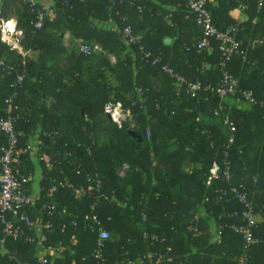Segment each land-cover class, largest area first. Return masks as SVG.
I'll return each instance as SVG.
<instances>
[{"label": "trees", "instance_id": "16d2710c", "mask_svg": "<svg viewBox=\"0 0 264 264\" xmlns=\"http://www.w3.org/2000/svg\"><path fill=\"white\" fill-rule=\"evenodd\" d=\"M258 1L209 0L208 9L213 24L226 30L239 24L229 11L246 6L242 10L248 21L239 24L238 35L239 41L244 39L241 49L245 58L234 56L228 68L239 90L252 91L254 99L264 104V2L258 9ZM14 2H19L17 26L24 33L23 50L28 54L23 64L20 55L0 42V115H4L5 100L16 92L17 110L13 115L16 130L23 134L20 144L36 130L40 135H51L42 137L41 152H46L52 168L45 171L49 176L42 186L41 201L28 210L31 219L40 224L49 220L42 211L45 202L55 204L58 210L65 209L67 214L51 219L52 233L42 229L36 233L33 229L21 239H7L0 251V264L36 263L40 237H44L46 251L58 249L53 252L57 255L55 264H89L96 233L84 230L79 222L91 213L94 200L76 197L68 189L47 193L54 180L68 179L73 185L87 186V180L94 176L101 179L103 192L109 196L95 209L110 234L105 245L107 264H138L140 260L144 264H238L240 237L226 229L218 243L215 226L219 213L239 210L240 206L236 201H213L216 189L229 187L223 180L205 185L211 165L215 159L221 160L228 139L222 122L214 115L218 97L201 90L191 98L185 85L179 86L163 71L166 65L186 80L199 78L203 86H215L220 76L218 45L200 54L195 50L186 52L200 30L184 2L128 0L119 5V0H54L39 31L32 26L33 16L24 0H2L0 18L7 17L9 5ZM91 10L94 19L105 21L111 17L121 34L124 26L130 25L134 34L142 36L144 50L159 58V63L151 66L145 62L138 46L126 44L119 34L116 45L123 47L124 42L127 47L123 49L129 52L124 59L116 56L115 63L108 56L112 49L92 56L71 51L60 58L41 52L40 42L46 40L43 48L47 52L60 46L57 31L52 32V16L59 26L85 43L102 41L85 13ZM170 14L174 28L164 21ZM183 26L186 32L178 33L176 27L181 31ZM165 36L176 39L173 48L164 46ZM250 39L262 43L250 49ZM34 49L38 54L33 58ZM204 64L212 68L205 70ZM23 70V82L14 87ZM47 96L51 100L47 101ZM109 102L121 103L130 112L132 128L129 120L118 127L107 119L104 106ZM224 105L223 115L228 112L236 127L235 143L228 150L234 175L231 184L246 187L255 214L262 220L255 229L259 243L249 251L247 264H264V108L245 102L240 92L226 98ZM129 130L140 135L142 141L129 136ZM185 163L192 166L190 171H184ZM123 165L128 169L125 177H119L117 169ZM23 170L30 173L24 166ZM206 198L210 201L205 202ZM72 221L79 223L76 229L70 225ZM144 232L157 236L159 242L143 238ZM149 254L154 257L148 259ZM46 258L50 260L51 256Z\"/></svg>", "mask_w": 264, "mask_h": 264}, {"label": "built area", "instance_id": "2783aa9c", "mask_svg": "<svg viewBox=\"0 0 264 264\" xmlns=\"http://www.w3.org/2000/svg\"><path fill=\"white\" fill-rule=\"evenodd\" d=\"M0 0V4H1ZM128 0H119L118 4L121 5ZM184 7L188 10L189 14L194 18L195 24L200 30V35L196 41L190 46L186 47V52L195 50L197 53L209 51L213 44L218 45L219 62L217 64L220 76L215 86L206 85L203 86L202 81L199 78L189 81L183 77L175 74L168 66H163V71L174 78L179 86L185 85L186 94L195 98L201 90H207L212 92L218 97V104L214 108V115L218 119H221L223 127L228 133V139L226 149L222 153L221 160L215 159L209 170V175L205 182V185L209 186L211 182L216 180H223L229 187L226 189H216L214 192L213 201L218 203H227L236 201L240 209L239 210H224L217 216V223L215 226L216 241L220 243L222 241L223 232L226 229L232 231V233L240 237L242 241L241 255L238 260V264L248 263L249 251L259 243L258 238L255 235V229L257 228L256 214L254 205L251 199H249L246 187L242 184L237 186L232 185L233 173L231 170V164L229 161V148L235 143L236 127L228 116L223 115L225 110L224 102L228 97H234L237 93H241L243 100L250 105H259L264 108L263 103H258L254 97L252 91H240L237 79L230 73L228 64L232 61L236 55L244 54L241 49L242 43L238 39V35L241 31L239 24H235L227 28L226 30H220L213 24L211 11L208 9L209 0H182ZM264 0L258 1V8L262 6ZM28 8V12L33 16L32 26L34 30L39 31L42 29L45 17L50 13V7L39 5L37 0H24ZM241 8H246L242 5ZM140 11L141 8L138 7ZM123 21L127 18L123 17ZM122 38L126 44H132L138 46L142 58L145 62L150 63L151 66H156L159 63V58L153 56L149 51H145L142 46V36L140 34H134L130 25H125L122 30ZM24 33L18 28L17 23L11 21L10 16L0 18V42L4 44L9 51L20 55L23 58V64H25V56L27 52L23 50ZM262 43V42H260ZM78 52L84 56H92L103 53V49L100 44L96 42L85 43L82 42L78 46ZM114 62V60L111 59ZM26 76V70L22 71V74L16 78L15 86L21 85ZM138 94H142L140 88L137 89ZM17 93L13 94L5 100L4 115H0V136L4 138V142L0 143V226L2 227V238L0 239V251L4 248L7 239L18 240L26 235L27 230L42 229L46 233H52L54 225L51 219L56 215H66L65 209L58 210L55 204L45 202L42 205V211H45L49 220L44 224L37 225L28 214V210L34 207L41 201L43 191L38 195H32L27 190V186L32 182L33 177L31 173H25L23 170V158L28 156L33 150L31 142H24L20 144V139L23 134L16 130L14 111L17 110L15 100ZM1 111V110H0ZM104 114L110 117L111 122L115 123L118 127H121L122 123L126 120L131 122V128L133 120L130 112L122 108L121 103L109 102L104 106ZM50 134L43 132L40 138L37 139L36 149L41 152L43 148L42 137H49ZM128 167L126 165L117 169V175L119 177H125V172ZM87 186L73 185L68 179L54 180L51 184L47 194H54L62 189H68L72 195L76 197H89L94 200V203L90 206L91 213L86 214L82 221L84 230H89L92 233H96V240L94 242V248L91 254V262L89 264H107L105 260V245L106 241L110 240L109 232L104 228V225L100 217L95 213V209L100 201L107 202L109 196L103 192V185L101 179L98 176L90 177ZM256 180L254 184L256 185ZM114 192H112V196ZM210 199L206 198L205 202H209ZM77 221H72L71 226L77 228L79 226ZM65 226L63 225L62 228ZM143 238L149 239L150 242H159V239L155 235H150L148 232H144ZM54 251L58 252V249ZM161 258V255H158ZM153 254L147 256L148 259L153 258ZM20 264H32V263H20ZM34 264H55L53 261L46 257L41 258ZM134 264V263H128ZM138 264H144V260H140Z\"/></svg>", "mask_w": 264, "mask_h": 264}, {"label": "crops", "instance_id": "0c3cea01", "mask_svg": "<svg viewBox=\"0 0 264 264\" xmlns=\"http://www.w3.org/2000/svg\"><path fill=\"white\" fill-rule=\"evenodd\" d=\"M39 5L42 6H46V7H50L52 8L54 5V0H37ZM171 10H173V8H170ZM259 9V8H258ZM88 15V17H90V14H94V10L85 12ZM229 16L236 21L239 24H243L245 22L248 21V16L244 14V11L242 10L241 7H233L230 11H229ZM170 18H171V14L167 15L164 19L166 24H169V26L171 28H174V25H172L170 23ZM89 21H92V24L95 25L96 30L98 32H100L101 36L103 37L102 41H97L95 40L94 42H98L104 52L105 49H112L111 54H108L110 60H114V62H116L115 57H119L120 59H124V54L127 52H129V50H125L123 49V47H127L126 44L124 42H121L123 44V47L121 45H116L117 40V34H119V39L121 38V33H120V28L118 26V23L116 21H113V19L111 17H109L107 20L102 21L99 19H94L93 17L89 18ZM50 23L53 27L54 30H52V32L57 31V37L60 40V46L56 48V50H51L49 52H47L46 48H43L45 45V43H48V40L44 41V42H40V50L41 52L46 51V53H49L50 57L53 58H60V57H66V55L70 54L71 51H74L78 53V46L80 45V43L84 42V40L82 38H77L74 35H72L69 31H67L64 27L59 26L58 23H56L55 17L52 16V18L50 19ZM51 28V27H50ZM55 28H58L57 30H55ZM181 28V27H180ZM177 32L178 33H185L186 29L184 28V26L181 28L182 30L180 31L177 27ZM76 33H79V31L77 30ZM250 33L252 34L253 32L250 31ZM166 37V36H165ZM169 37V36H167ZM172 38V37H170ZM175 41L176 44V39L172 38ZM243 39V38H242ZM244 40V39H243ZM243 40L241 41L243 43ZM102 42V43H101ZM260 40H251L249 41V47L250 49H253L256 47V45L259 43L261 44ZM174 44V45H175ZM34 52H32L33 58L37 57V49L33 50ZM113 63V61H111ZM63 64V63H62ZM210 68H212L211 65L209 64H204L203 65V69L205 70H209ZM112 77V76H111ZM46 100L49 101L51 100L50 96L46 97ZM241 108L242 106H238V108ZM40 138V133H38V131H33L30 132V134H28V139L26 140L27 142H31L32 143V147L33 150L31 151V153L26 156V160L23 163L24 169H26L28 172H30L32 174L33 180L32 182L27 186V190L29 191L30 194L32 195H38L41 193L42 190V186L44 184V181L46 180V178L49 176V173H45V171L49 172L50 169L52 168L51 162L50 160H48V156L45 155L46 152H44V154L42 152H38L36 149V145H37V139ZM256 221L257 223L262 222L261 218L259 215H256ZM37 225L40 224L35 222ZM38 229L36 230V233H38ZM43 238L44 237H40L38 244L36 246V251L38 253V260H40L41 258L46 257V255H50L51 256V261L54 262V260L57 258V255H55L54 248L50 251H46V249L43 246ZM72 264H74V262H72Z\"/></svg>", "mask_w": 264, "mask_h": 264}, {"label": "rangeland", "instance_id": "374dc122", "mask_svg": "<svg viewBox=\"0 0 264 264\" xmlns=\"http://www.w3.org/2000/svg\"><path fill=\"white\" fill-rule=\"evenodd\" d=\"M14 5H9V11L7 12V16H10V19H11V21L12 22H14V23H18V14H17V10H16V8H17V6H19V2H14L13 3ZM111 79H113V78H111ZM229 113L227 112V114L225 115V116H228L229 117ZM219 122H221V119L220 118H218L217 119ZM191 168H192V166L189 164V163H185V166H184V171H190L191 170Z\"/></svg>", "mask_w": 264, "mask_h": 264}, {"label": "water", "instance_id": "95a60500", "mask_svg": "<svg viewBox=\"0 0 264 264\" xmlns=\"http://www.w3.org/2000/svg\"><path fill=\"white\" fill-rule=\"evenodd\" d=\"M163 44H164V46H166L168 48H173L174 47V44H175V41H174V39L166 36V37L163 38ZM263 77H264V74H263ZM106 117H107V119L109 121H111L109 116H106ZM128 134L133 139H136L138 142H141L142 141V137L140 135H138L135 131L129 130L128 131Z\"/></svg>", "mask_w": 264, "mask_h": 264}]
</instances>
